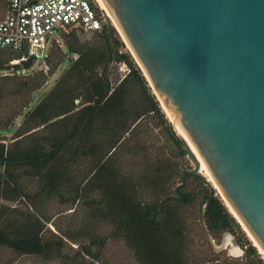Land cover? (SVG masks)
I'll use <instances>...</instances> for the list:
<instances>
[{"label":"trees","instance_id":"16d2710c","mask_svg":"<svg viewBox=\"0 0 264 264\" xmlns=\"http://www.w3.org/2000/svg\"><path fill=\"white\" fill-rule=\"evenodd\" d=\"M75 28L80 29L58 28L72 31L61 37L70 63L32 109L28 106L33 92L45 83V74L39 71L32 78L12 80L23 69L15 61L23 52L0 49V54L7 55L0 61V70L12 72L2 78L0 98L8 79L18 96L0 133L13 128L16 118L23 115L12 141L0 138V198L25 204L20 208L0 203V247L19 255L59 258L64 264H95L106 238L94 235L84 245L60 232L77 244L69 257L62 235L46 228L49 218L42 219L29 208L35 209L38 199L42 202L55 195L62 203L83 201L92 218L111 225L109 237L122 239L139 264H193L188 254L187 206L199 200V216L210 234L237 236L244 250L242 264H264L215 189L203 176L190 173L192 168L172 123L130 52L121 49L124 43L113 28L94 31L95 44L81 42ZM51 47L45 58L48 63L52 61ZM58 53L52 69L59 65V55L64 56L60 50ZM112 61L128 67L115 82L108 74ZM147 115L157 118L164 128V145L153 156L143 146L127 145L139 134L138 123ZM82 158H89V166L78 176L73 168ZM23 177L37 180L35 192L25 189ZM176 182L180 184L174 188Z\"/></svg>","mask_w":264,"mask_h":264},{"label":"water","instance_id":"95a60500","mask_svg":"<svg viewBox=\"0 0 264 264\" xmlns=\"http://www.w3.org/2000/svg\"><path fill=\"white\" fill-rule=\"evenodd\" d=\"M99 1L170 114L190 173L203 176L201 163L264 252V0Z\"/></svg>","mask_w":264,"mask_h":264},{"label":"rangeland","instance_id":"374dc122","mask_svg":"<svg viewBox=\"0 0 264 264\" xmlns=\"http://www.w3.org/2000/svg\"><path fill=\"white\" fill-rule=\"evenodd\" d=\"M4 15V2L0 0V18ZM113 32L122 41V37L119 31L113 26ZM52 43H51V62L48 63L47 60H42L43 54H47L48 51L42 53V56L38 55L36 59L33 60L32 66L29 69H21L17 72L12 80H18L22 78H32L39 71L45 74V83L40 86L38 90L33 92V100L28 106V109H32L39 101L42 99L43 95L49 91L57 78L62 74L65 68L68 67L70 60L68 54L64 55L65 49L62 47V36L67 34V32H72L70 29H55L52 31ZM62 32V33H61ZM73 32L77 35L79 40L84 43L95 44L98 40L93 32L85 31L82 29H74ZM124 48L128 49L127 44L123 41ZM60 52L64 55L61 56V61L59 65L52 69L53 62L56 60V56ZM130 52V51H129ZM39 54V53H38ZM131 54V53H130ZM132 56V54H131ZM7 55L0 54V61H5ZM133 57V56H132ZM134 59V57H133ZM10 63V62H7ZM108 74L112 81L123 77L126 73L120 69L119 63L115 62L109 63ZM52 69V71H50ZM45 71V72H44ZM98 71H100L98 69ZM12 75L11 70L3 69L0 70V84L4 83L3 76ZM11 79H8L5 84V94L0 98V125H2L8 114L16 106L18 102V96L13 94L15 90V85L12 83ZM9 81V82H8ZM166 115V113H165ZM167 116V115H166ZM168 117V116H167ZM23 115L16 118V125L6 131L0 133V138H4L6 143H9L11 137L15 132L17 125L21 123ZM169 120V117H168ZM159 120L151 115L145 116L139 123V134L133 139H130L127 143L128 146L136 147L143 146L149 153V156L155 155L159 152L164 145L165 135L164 128L158 125ZM152 161V159L150 160ZM187 163L191 168H193V163L187 158ZM126 162V161H125ZM131 162V161H130ZM89 166V158L80 159L73 168V173L81 176L87 171ZM203 175V174H202ZM79 178V177H78ZM204 180L215 189V192L221 197L217 188L214 187L213 182L209 181L206 176L203 175ZM21 184L25 189L31 193L35 192L38 188L37 180L35 178H21ZM180 183L176 182L174 188ZM190 185L193 184L190 182ZM183 192L184 189H181ZM65 196L69 194L65 192ZM176 196V194H173ZM222 199V198H221ZM37 199H35L36 201ZM36 208L29 207L32 211H36L42 219L49 218V221L45 223L47 229L60 234L65 235L77 240L78 243L87 245L90 241L91 236H97L99 239L106 238L105 243L99 249V258L95 261V264H139L135 258L132 250L126 245L122 239H115L109 237L111 230V225L105 221L94 219L89 215V207L83 203V201H77L71 203L70 201L62 203L58 196L52 195L50 198L45 199L41 202L38 199ZM224 201V200H223ZM10 202L0 198V203L6 204L8 206H19L20 208H25V204ZM199 200H197L193 205L187 206V222L189 224V232L187 234V244H188V254L191 262L193 264H242L244 250L238 243L237 236L229 232H222L216 236H213L208 232L205 227L203 220L199 216ZM236 219V218H235ZM237 220V219H236ZM241 226V225H240ZM243 232L246 231L243 229ZM47 232V230H46ZM62 235V234H60ZM66 241L64 252L71 257L74 254L73 249L77 247V244L68 240L64 235H62ZM249 238V236H247ZM251 238V237H250ZM249 238V239H250ZM252 244L253 241L251 240ZM73 248V249H71ZM97 248V246H96ZM259 250V249H257ZM260 252V251H259ZM261 253V252H260ZM263 256V254L261 255ZM264 258V256H263ZM86 260L89 258L86 257ZM64 264L59 258L45 259L37 255H26L17 254L13 250L0 247V264Z\"/></svg>","mask_w":264,"mask_h":264},{"label":"built area","instance_id":"2783aa9c","mask_svg":"<svg viewBox=\"0 0 264 264\" xmlns=\"http://www.w3.org/2000/svg\"><path fill=\"white\" fill-rule=\"evenodd\" d=\"M106 16L97 0H5L0 18V49L22 51L23 55L15 61L30 56L36 59L48 51L55 29L74 26L101 31L107 26ZM46 56L43 54L41 61ZM119 66L128 72L124 62Z\"/></svg>","mask_w":264,"mask_h":264},{"label":"bare ground","instance_id":"6f19581e","mask_svg":"<svg viewBox=\"0 0 264 264\" xmlns=\"http://www.w3.org/2000/svg\"><path fill=\"white\" fill-rule=\"evenodd\" d=\"M98 1V3H99V5L104 9V7H103V5L101 4V2L99 1V0H97ZM105 10V9H104ZM105 13L107 14V12H106V10H105ZM107 16L109 17V15L107 14ZM110 18V17H109ZM111 19V18H110ZM111 22H112V20H111ZM112 24L114 25V23L112 22ZM114 27L116 28V26L114 25ZM117 29V28H116ZM168 113V112H167ZM168 116L171 118V116H170V114H168ZM174 125L176 126V128H177V130H178V132L183 136V134L181 133V131L179 130V128H178V126L176 125V123L174 122ZM184 137V136H183ZM200 172L204 175V176H206L207 177V179L209 180V181H211V182H213L212 180H211V178L209 177V175L207 174V172L205 171V169L203 168V166L201 165V163H200ZM214 184V183H213ZM244 229H245V227H244ZM246 230V229H245ZM248 234H249V236L251 237V240L253 241V244H255V246H257V248L259 249V251L261 252V254H263V256H264V252L262 251V249L260 248V246L258 245V243L254 240V238H252V236L250 235V233L248 232V231H246Z\"/></svg>","mask_w":264,"mask_h":264}]
</instances>
